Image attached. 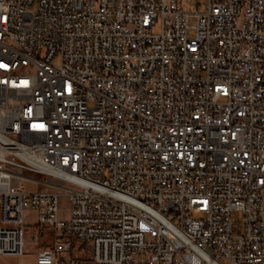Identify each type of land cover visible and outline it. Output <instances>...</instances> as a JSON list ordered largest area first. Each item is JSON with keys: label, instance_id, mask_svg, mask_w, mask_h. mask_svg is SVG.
<instances>
[{"label": "built area", "instance_id": "built-area-1", "mask_svg": "<svg viewBox=\"0 0 264 264\" xmlns=\"http://www.w3.org/2000/svg\"><path fill=\"white\" fill-rule=\"evenodd\" d=\"M72 240L264 264V0H0V256L81 264Z\"/></svg>", "mask_w": 264, "mask_h": 264}, {"label": "rangeland", "instance_id": "rangeland-1", "mask_svg": "<svg viewBox=\"0 0 264 264\" xmlns=\"http://www.w3.org/2000/svg\"><path fill=\"white\" fill-rule=\"evenodd\" d=\"M207 0H182V8L185 11L190 13L203 12L206 9ZM160 30L159 27L156 29V33ZM70 203L68 198H61V212L60 216L62 219H69L70 211H69ZM241 216L235 218V220H240ZM33 233H37L39 235L40 246L47 248L52 245V242L55 238L54 233L49 231L46 228H37L33 230ZM65 258L70 260L72 257H76L79 259L81 264H95L91 259V251L88 245L76 242L72 240L71 249L69 253H66ZM33 256H12L5 258V256L0 257V261H4L5 264H33L34 262Z\"/></svg>", "mask_w": 264, "mask_h": 264}, {"label": "crops", "instance_id": "crops-1", "mask_svg": "<svg viewBox=\"0 0 264 264\" xmlns=\"http://www.w3.org/2000/svg\"><path fill=\"white\" fill-rule=\"evenodd\" d=\"M25 256H33L34 258V262H33V264H37V262H36V256H34V255H25ZM25 256H22V257H25ZM1 257V256H0ZM9 257H12V256H9ZM5 258H8V256H5ZM4 261H0V264H5V263H3ZM12 264H14L13 262H12Z\"/></svg>", "mask_w": 264, "mask_h": 264}]
</instances>
